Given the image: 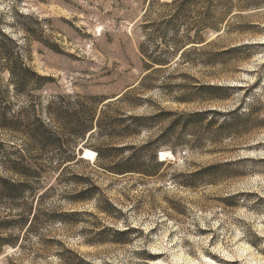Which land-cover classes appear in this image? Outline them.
<instances>
[{"label": "rangeland", "instance_id": "374dc122", "mask_svg": "<svg viewBox=\"0 0 264 264\" xmlns=\"http://www.w3.org/2000/svg\"><path fill=\"white\" fill-rule=\"evenodd\" d=\"M172 1L0 0V30L17 41L24 62L45 77L35 80L40 87L32 92L18 94L11 87V100L16 106L35 100L40 118L57 128L63 143L75 137L64 132L68 121L61 107L72 103L85 109L79 97H96L89 107L104 101L96 105L98 116L105 104L114 103L104 124L124 119L119 131L136 128L132 115L176 114L147 119V126L127 137L110 138L107 129L88 142L80 139L78 160L62 172L55 157L52 168L35 179L41 196L32 224H23L13 202H0V219L12 221L2 234L19 240L4 246L0 264H81L80 258L88 264H264V0L260 8L234 9L220 33L205 29L208 57L193 53L189 61L179 58L176 47H184L187 31L195 36L198 11L213 6L215 20L237 1L167 4ZM182 10L186 21L176 18ZM170 19V27L163 24ZM244 44L251 47L213 65L196 59ZM142 49L172 62L148 70ZM147 75L153 88L140 84ZM8 77L2 74L5 83ZM201 84L235 89L228 100L217 102L192 96L189 88ZM182 95L191 101H178ZM57 97L64 102L55 109L53 104L50 116L48 105ZM244 102L241 134L197 142L179 128L168 130L181 113L217 110L222 121ZM0 142L10 151L23 144L4 132ZM108 143L133 146L130 152L152 175L112 174L98 166L96 156H85L90 149L97 155L93 145ZM165 151L173 157L161 160ZM1 168L0 161V173Z\"/></svg>", "mask_w": 264, "mask_h": 264}, {"label": "trees", "instance_id": "16d2710c", "mask_svg": "<svg viewBox=\"0 0 264 264\" xmlns=\"http://www.w3.org/2000/svg\"><path fill=\"white\" fill-rule=\"evenodd\" d=\"M190 1L191 0H183L181 3L188 4ZM194 1L199 3L203 1H213L215 3L216 0ZM236 1L237 2H234L235 5L230 7L225 6V13H223V15L221 14V16L215 20H213V17H216L215 14L214 16L210 15L213 6H209V8L202 7L200 11H198L200 18L197 21L195 36H190L189 31H187L184 35L186 37L183 45L184 47H179L177 45L178 42H175L180 59L183 58V60L189 61L188 57L193 53H198L199 55L205 54L208 57L207 48L208 46H211V43H206V40L204 39L203 32L205 29H214L217 33H220L223 31L220 25L226 23L234 9L243 11L260 8L263 3L262 0ZM177 2L178 0H173L171 3L167 4L175 5ZM218 2L221 3L222 0H218ZM183 8L184 6L182 9ZM185 13L186 12H183V10L181 12L178 11L176 13V18L179 20L187 19L188 16H186ZM173 21L174 19L164 20L163 24L168 23V27H170V24H172ZM228 29L229 25L227 24L225 30L227 31ZM220 35L221 34L217 37ZM190 44L193 45L185 49V47ZM250 47L251 45L248 44L230 47L221 52L210 55V58L201 56V59H196L204 65H213L216 60L220 61V58L224 59L235 55L238 56ZM18 48L19 45L17 41L0 30V132L8 134L14 139L21 138L23 141L22 147L19 149H12V151L7 150L5 148V143L0 142V161L2 162L1 169L3 170V172L0 173V202H13L15 204V208L13 206V211H16L18 215L22 217L21 221L26 225L31 221L33 222L35 219L37 215V202H39L41 196L37 191L38 189L35 187V179L40 177L43 172L49 170L50 167L52 168L55 157L59 163L56 168L60 167L62 172L63 170L70 168V166L74 164L73 162L78 160L77 148L80 139L88 142L93 134H103L107 129L109 131L107 134H110V138L117 133H121L123 137H127L136 134L141 128L147 126L145 123V120L147 119L156 120L163 114L168 116L176 114H173V112H159L150 117L132 115L129 117L135 122L136 128L132 129V125H128L124 126L122 130L119 131V127L125 123L124 119L120 120V124L118 122H109L106 123L107 125L104 124V120L107 118L106 114L114 103L105 104L98 116L97 106L104 101H97V104H93V107H89L90 102L96 101L97 98L79 97L78 102L83 101L82 108L86 107L85 109H76L72 103H68L67 105L63 104L64 106L61 107L63 108L65 118L68 121L66 123L67 126L64 128V132L71 133L75 137L72 142L65 144L62 142V135L57 128L53 129L48 123H45L40 118L37 109V102L35 100H28L26 105L22 103L17 106L11 100V87L14 92L18 94L25 93L26 91L32 92L40 87V83L35 82V80H42L45 78L34 72L26 62H24L19 55ZM141 52L148 58L145 64L148 70H152L157 65L167 66L172 62L169 59L161 58L162 56H160V54L155 57L153 51L152 53H149L148 49H142ZM190 62L193 63V61ZM4 72L9 74L7 83H5L2 78ZM147 78H149L148 75L143 78L140 82L141 86L153 88L154 86H152V84H146V81L148 80ZM161 86L165 89L172 88L170 84ZM234 89L235 87L232 86L217 84H201L195 86V88H189V90L194 91L192 92V96L199 95L202 96L204 100L217 102L228 100ZM186 90H188L186 87L182 88V92H188ZM30 95V98L32 99L35 97L32 94ZM55 99L58 100L55 101ZM55 99L48 105L50 116L52 115L53 104L55 109L56 104L64 102V98L62 97H57ZM177 99L182 103H188L191 101L190 98L183 97V95ZM85 103H87V105H84ZM245 104L247 103H241L238 108L224 114L225 118L222 121L217 117L222 116L223 113L217 110L181 113L177 116V119L170 123L168 130L173 131L176 128H179L180 134L197 136V142L204 141L205 137H211L213 141H216V139H221L226 136L231 137L236 134H241L245 130V128H243L244 124L241 122V120L244 121L242 115H245L247 111V107L244 106ZM227 115L229 117H227ZM209 116H211V120L205 123ZM14 146L15 145L13 144L12 147ZM103 146L95 144L93 145V148L97 151L96 158L98 159V166L104 168L106 171L116 175H125L139 171L146 175H152L153 172H149L143 168L144 163L140 160V157L136 156L135 153L130 152L131 149H134L133 146L113 145L110 143ZM125 152H129L128 156L120 158V155ZM112 159L114 162H111ZM155 161H157V158H155ZM158 163L160 164V162ZM65 164L67 165L65 166ZM13 176H17L18 178L16 179ZM88 191L89 188H86L85 190H82L78 196H84ZM19 201H22V203L19 204ZM9 215L10 214H7L6 216ZM11 222L10 219H0V252L6 245L16 246L18 244V239L5 237L2 234L6 224H10ZM80 263L88 264L82 258H80ZM67 264H71V262H67Z\"/></svg>", "mask_w": 264, "mask_h": 264}, {"label": "bare ground", "instance_id": "6f19581e", "mask_svg": "<svg viewBox=\"0 0 264 264\" xmlns=\"http://www.w3.org/2000/svg\"><path fill=\"white\" fill-rule=\"evenodd\" d=\"M88 155H92V157H94V158H95V156H97L96 153H94L90 150H86L85 156H88ZM170 157H173V155L169 151L162 152V154H161V160H164V158H170Z\"/></svg>", "mask_w": 264, "mask_h": 264}]
</instances>
